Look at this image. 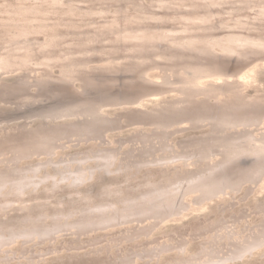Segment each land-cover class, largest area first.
Listing matches in <instances>:
<instances>
[{
    "label": "rangeland",
    "instance_id": "1",
    "mask_svg": "<svg viewBox=\"0 0 264 264\" xmlns=\"http://www.w3.org/2000/svg\"><path fill=\"white\" fill-rule=\"evenodd\" d=\"M143 29L226 73L132 72ZM257 47L264 0H0V264H264Z\"/></svg>",
    "mask_w": 264,
    "mask_h": 264
},
{
    "label": "bare ground",
    "instance_id": "2",
    "mask_svg": "<svg viewBox=\"0 0 264 264\" xmlns=\"http://www.w3.org/2000/svg\"><path fill=\"white\" fill-rule=\"evenodd\" d=\"M142 6V5H141ZM137 21V20H136ZM141 26V25H140ZM136 27V26H135ZM142 27V26H141ZM114 28V27H113ZM140 30V29H139ZM132 31V30H131ZM140 33H138V36H135L136 38V41L138 42L137 46H138V51L140 52L139 54L141 55L140 57L137 56L138 58V61H134V64L136 65H132L133 68L132 69V72H134L137 68V66H142V67H145V66H149L152 62V59L150 60H146V57L147 56H144V55H154V53L157 54V52H160L161 51H166V52H170L172 55L168 58H166L165 60H168V61H171L167 67V69L170 71L169 72V75L167 77V80H166V83H168L169 85H173V84H180L182 85L184 88L181 90L183 91L184 93H191V92H197V87L193 86V85H189L190 83L194 82L196 79H198L200 76H203V75H206L208 73H219V71H221L220 73H226L227 70H225V67H222L220 65H215V64H211L212 62H214L215 60V55L213 57V52L212 50H210L209 48L207 47H202V48H196V47H190V46H183L179 43H177V41L175 42V44H167L166 46H164V43L162 44L161 42H163V40H159L162 38V36L160 35H157L155 33L153 34H150V30H146L143 29L142 31H139ZM147 32V33H146ZM134 43V42H133ZM136 43V42H135ZM177 43V44H176ZM207 44V43H206ZM173 45V46H172ZM133 46H136V44ZM201 47V46H200ZM129 48H132V47H129ZM134 48V47H133ZM258 48V49H257ZM256 49L257 50H254L255 53L257 54H260V55H263L264 54V47H257ZM79 49V48H78ZM88 49V45H86V43H84L82 45V47H80V50L83 52L84 50L87 51ZM107 49V48H106ZM130 50V49H129ZM136 50V49H135ZM133 51V49H132ZM131 52V51H130ZM137 53V51H135ZM132 53V52H131ZM135 54V53H133ZM240 55H243V52H239ZM166 56V55H165ZM134 58V56H132ZM142 57V58H141ZM164 57V56H163ZM131 58V57H130ZM136 58V57H135ZM134 58V59H135ZM165 58V57H164ZM131 58V60H134ZM155 59V58H154ZM136 60V59H135ZM220 60V58H219ZM129 61V60H128ZM154 61V60H153ZM156 61V60H155ZM218 61V60H217ZM136 62V63H135ZM130 63V62H129ZM128 65V64H127ZM152 65V64H151ZM129 66V65H128ZM216 67V68H214ZM146 68V67H145ZM148 68V67H147ZM141 79H143V82L142 85H148L149 83V80L148 78L144 77V76H141L140 77ZM7 79V78H6ZM47 84V83H46ZM153 84V83H151ZM235 84V81H226L222 86H221V89L222 88H230L232 87V85ZM28 85V84H27ZM30 85V84H29ZM42 85V84H41ZM42 87L46 88V86H43ZM54 88V87H53ZM60 88V87H59ZM61 89V88H60ZM60 89H57L56 87V90H58L56 93L60 92L61 90ZM64 88H62L63 90ZM4 90V89H3ZM50 90V89H49ZM48 90V91H49ZM53 90V89H52ZM50 91L52 93H54V91ZM60 90V91H59ZM5 91V90H4ZM42 91V90H41ZM45 91V89H44ZM65 91V90H64ZM67 92L65 93H68V90L66 89ZM117 91V90H116ZM23 92H27V90H21V91H12V97H17L19 95H21V97H23ZM47 92V91H46ZM114 92V91H113ZM127 91H125L126 93ZM63 93V92H62ZM64 93V94H65ZM69 93H70V90H69ZM123 93V92H122ZM120 93V94H122ZM125 93H123L125 95ZM130 94V92H128ZM11 94V93H9ZM42 94V93H41ZM59 94V93H58ZM57 94V95H58ZM63 94V97H65ZM44 95V94H42ZM56 95V96H57ZM66 95V94H65ZM127 95V94H126ZM133 95V94H132ZM61 96V95H60ZM105 97V96H104ZM11 98V97H10ZM88 98V97H87ZM97 98V97H95ZM79 99V98H77ZM84 99V97H83ZM23 100V99H22ZM64 101V100H63ZM62 102V101H61ZM58 104H62V103H58ZM80 107V106H79ZM64 111V110H63ZM62 112V111H61ZM230 119L226 120L229 121ZM225 122V121H224ZM94 129V127H93ZM95 130V129H94ZM26 139H16L14 141V143H19L21 141L23 142H28L25 141ZM46 143H50L49 140H46L45 141ZM44 141L41 142L40 147L41 148H44V149H49L47 146L48 144H44L45 143ZM248 142V141H247ZM243 142H240V144L237 143V145L233 146L232 144L230 146H233L232 148H230L228 150V152H226V155L229 157L231 156L232 154L235 155V153L238 152L240 153H243L242 151H244L246 149L245 145L242 144ZM245 143V142H244ZM259 143V142H258ZM257 142H252V141H249L248 142V145L251 147V150H252V153L255 154V153H260V154H263L264 153V140H262V142L260 144H258ZM247 144V143H246ZM39 145L37 147H39ZM249 147V148H250ZM23 148V147H22ZM248 148V149H249ZM247 149V150H248ZM20 150V149H19ZM24 150V149H23ZM21 149V151H23ZM250 150V152H251ZM19 152V151H18ZM236 154V155H237ZM249 154V153H248ZM261 157L264 158V154L263 155H260ZM233 156H231L232 158ZM256 157V156H255ZM259 157V158H261ZM230 158V157H229ZM230 158V159H231ZM238 177V176H237ZM198 181V180H196ZM202 182V181H201ZM205 183V182H204ZM203 183V184H204ZM200 185V186H203ZM226 184H228L227 182H224V183H212V184H208L205 183L204 185H207V187H203L202 188V191L205 192L204 194L205 195H211L214 191H218L219 189L223 188L224 186H226ZM197 185V184H196ZM174 203V202H173ZM175 204V203H174ZM160 205V204H159ZM172 206V205H171ZM174 206V205H173ZM172 206V207H173ZM168 207H170V205H168ZM171 208V207H170ZM181 208V207H180ZM158 210H160L158 208ZM242 253V252H241ZM240 253L237 254V256H239ZM235 257V256H234Z\"/></svg>",
    "mask_w": 264,
    "mask_h": 264
}]
</instances>
